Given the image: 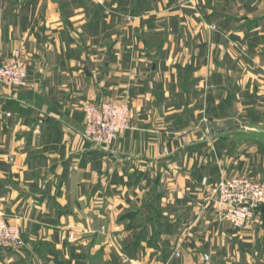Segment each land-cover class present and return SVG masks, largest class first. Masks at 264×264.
Here are the masks:
<instances>
[{"label": "crops", "instance_id": "1", "mask_svg": "<svg viewBox=\"0 0 264 264\" xmlns=\"http://www.w3.org/2000/svg\"><path fill=\"white\" fill-rule=\"evenodd\" d=\"M15 50L0 216L24 246L0 264H264L263 212L234 229L201 186L248 168L232 138H264V0H0V59ZM111 101L130 127L103 150L82 108Z\"/></svg>", "mask_w": 264, "mask_h": 264}, {"label": "built area", "instance_id": "2", "mask_svg": "<svg viewBox=\"0 0 264 264\" xmlns=\"http://www.w3.org/2000/svg\"><path fill=\"white\" fill-rule=\"evenodd\" d=\"M26 85L27 65L22 53L15 50L10 57L0 59V86L24 88ZM82 112V137L96 148L108 150L117 135L130 127V109L126 101L86 104ZM201 186L209 193L206 206L212 207L215 218L234 229H242L264 209V179L231 177L211 182L203 177ZM22 246L20 228L0 219V248L10 250Z\"/></svg>", "mask_w": 264, "mask_h": 264}, {"label": "rangeland", "instance_id": "3", "mask_svg": "<svg viewBox=\"0 0 264 264\" xmlns=\"http://www.w3.org/2000/svg\"><path fill=\"white\" fill-rule=\"evenodd\" d=\"M130 20H131V18L125 17V21L128 22ZM209 28L214 29L216 27H215V25H210ZM236 124L239 126L238 130H241V128H240L241 123H236ZM256 136L257 135H256L255 131H253L252 129H249V130L247 129V131L245 133H240L236 137L232 138V140L234 141V142H232V150L234 152L239 153L240 155L243 154V156H242V159L244 160L243 162H244V164L248 165V168L244 169L242 172L235 171V173H234L235 175L232 177H245V178H248V179L254 180V181H259V180L264 179V138H262L263 136L258 138L259 140L255 141L256 143L254 144L253 140L255 139ZM253 159H255V162H256L255 164H253V162H254ZM252 165H255V166H252ZM256 218H254V219H256ZM0 219H3L6 221V219L2 216H0ZM259 219H261V218H259ZM7 223H9V222H7ZM9 224H11V223H9ZM102 230L104 231V228H102ZM21 238H22V236H21ZM22 241H23V238H22ZM106 245L108 246V244H106ZM106 245H104V246H106ZM23 246H24V241H23ZM111 248L113 249V246H111ZM174 254H177L176 257L179 256L177 249L174 250L172 252L170 258L168 260H166L165 262H163L162 264H171V259L176 258Z\"/></svg>", "mask_w": 264, "mask_h": 264}, {"label": "water", "instance_id": "4", "mask_svg": "<svg viewBox=\"0 0 264 264\" xmlns=\"http://www.w3.org/2000/svg\"><path fill=\"white\" fill-rule=\"evenodd\" d=\"M262 212H263V214H264V209H262Z\"/></svg>", "mask_w": 264, "mask_h": 264}]
</instances>
